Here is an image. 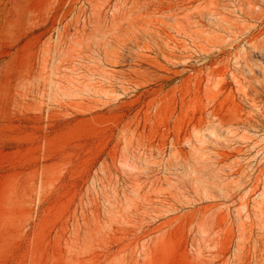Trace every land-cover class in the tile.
<instances>
[{"label":"rangeland","instance_id":"obj_1","mask_svg":"<svg viewBox=\"0 0 264 264\" xmlns=\"http://www.w3.org/2000/svg\"><path fill=\"white\" fill-rule=\"evenodd\" d=\"M0 264H264V0H0Z\"/></svg>","mask_w":264,"mask_h":264}]
</instances>
